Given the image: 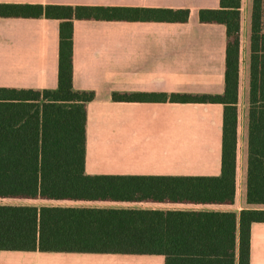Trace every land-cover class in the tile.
<instances>
[{
	"label": "trees",
	"instance_id": "trees-1",
	"mask_svg": "<svg viewBox=\"0 0 264 264\" xmlns=\"http://www.w3.org/2000/svg\"><path fill=\"white\" fill-rule=\"evenodd\" d=\"M242 2L199 11L226 26L222 94L114 92L115 101L224 105L219 176L86 173L88 103L74 87V21L187 22L189 9L0 3L1 18L60 20L56 89L0 87V198L234 204L237 191ZM248 27V25H247ZM245 197L239 213L0 204V251L160 255L164 264H251V230L264 223V0H250Z\"/></svg>",
	"mask_w": 264,
	"mask_h": 264
},
{
	"label": "crops",
	"instance_id": "crops-1",
	"mask_svg": "<svg viewBox=\"0 0 264 264\" xmlns=\"http://www.w3.org/2000/svg\"><path fill=\"white\" fill-rule=\"evenodd\" d=\"M0 3L189 9L187 22L74 21V87L96 93L87 108L86 173L119 176L221 174L222 103L128 102L112 98L114 92L222 94L226 26L202 23L199 19L201 9L220 8V0H0ZM59 28L58 19L0 17V87L56 89ZM241 36L243 39V14ZM245 125L244 120L243 136ZM240 129L239 112V137ZM242 159L246 169V156ZM245 169L240 176L238 148L234 204L50 202L65 206L239 213L247 207ZM263 234L264 223H254L251 264H264L258 239ZM20 258L23 262L18 263ZM0 264H164V257L0 251Z\"/></svg>",
	"mask_w": 264,
	"mask_h": 264
},
{
	"label": "rangeland",
	"instance_id": "rangeland-1",
	"mask_svg": "<svg viewBox=\"0 0 264 264\" xmlns=\"http://www.w3.org/2000/svg\"><path fill=\"white\" fill-rule=\"evenodd\" d=\"M243 14V39H242V55H241V66H240V91H239V112H240V120H241V129H240V137H239V156H240V176L244 172L245 167L243 166V156H245V146H246V125H245V136L243 131V122H247V93H248V33L246 35L247 25L249 27V13H250V0H243L242 7ZM245 118V119H244ZM0 204H35L38 206L41 205H51L57 204L56 202L43 201V200H25V199H12V198H0ZM259 250L262 254V258H264V234L259 236ZM18 263L23 262L22 259Z\"/></svg>",
	"mask_w": 264,
	"mask_h": 264
}]
</instances>
